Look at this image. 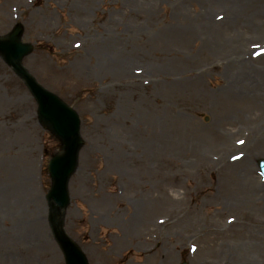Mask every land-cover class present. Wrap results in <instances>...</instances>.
Segmentation results:
<instances>
[{
  "label": "rangeland",
  "instance_id": "374dc122",
  "mask_svg": "<svg viewBox=\"0 0 264 264\" xmlns=\"http://www.w3.org/2000/svg\"><path fill=\"white\" fill-rule=\"evenodd\" d=\"M13 41L79 118L61 222L89 264H264V0H0ZM0 80V264H66L49 197L65 141L2 50ZM12 90L45 124L31 155Z\"/></svg>",
  "mask_w": 264,
  "mask_h": 264
},
{
  "label": "water",
  "instance_id": "95a60500",
  "mask_svg": "<svg viewBox=\"0 0 264 264\" xmlns=\"http://www.w3.org/2000/svg\"><path fill=\"white\" fill-rule=\"evenodd\" d=\"M0 50L6 53L10 64L27 79L39 100L41 113L52 121L57 132L66 139V153L63 156L55 157L50 163V172L55 179L54 187L50 192V197L54 201L51 219L54 231L65 250L67 264H88L80 250L67 238L59 218L62 208L68 202L66 180L74 169L76 162L78 116L56 96L44 91L28 76L20 64L21 57L28 50L27 46L14 41L8 43L0 42ZM259 168L264 177V159L259 161ZM183 264L187 263L184 262Z\"/></svg>",
  "mask_w": 264,
  "mask_h": 264
},
{
  "label": "bare ground",
  "instance_id": "6f19581e",
  "mask_svg": "<svg viewBox=\"0 0 264 264\" xmlns=\"http://www.w3.org/2000/svg\"><path fill=\"white\" fill-rule=\"evenodd\" d=\"M1 81V80H0ZM17 90H12V95L16 98L14 100V103L13 107H17L19 106V108H21L25 113H26V116L23 118V120L27 123L28 127H29V130L27 131V136L23 135L22 138L25 140V142L27 143V145L29 146V152H30V155L32 154V148H30V146L32 145V140H31V134H34L40 127H43L45 126V124L43 122H41V120H37L36 117L37 115H35L33 112L30 111V109L27 107V104L24 100H21V98L19 97V95H17ZM16 94V95H15ZM12 99H8L5 97L4 95V92L0 86V107H5L6 105H8V102L11 101ZM118 124V122H117ZM25 125V124H24ZM21 127L19 125L18 129L20 130L21 133H23V130H21ZM94 127L91 128V132L93 133L94 131ZM111 148L115 149V153L118 155L119 152H120V149H119V145L122 143V141L119 139V138H115V139H111ZM30 155L28 157V155H26L25 153H22V156H21V159L20 161L21 162H24V163H27V164H30L32 163V158H30ZM150 155V152L148 150H146L144 152V156H149ZM119 156H121V154H119ZM29 173V171H28ZM31 175H27V181H29V179H31Z\"/></svg>",
  "mask_w": 264,
  "mask_h": 264
},
{
  "label": "snow or ice",
  "instance_id": "6c2138e0",
  "mask_svg": "<svg viewBox=\"0 0 264 264\" xmlns=\"http://www.w3.org/2000/svg\"><path fill=\"white\" fill-rule=\"evenodd\" d=\"M242 143V142H241Z\"/></svg>",
  "mask_w": 264,
  "mask_h": 264
}]
</instances>
